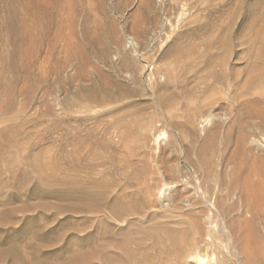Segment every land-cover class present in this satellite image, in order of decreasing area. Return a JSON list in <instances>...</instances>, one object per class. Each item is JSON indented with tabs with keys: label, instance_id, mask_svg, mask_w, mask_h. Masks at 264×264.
<instances>
[{
	"label": "rangeland",
	"instance_id": "rangeland-1",
	"mask_svg": "<svg viewBox=\"0 0 264 264\" xmlns=\"http://www.w3.org/2000/svg\"><path fill=\"white\" fill-rule=\"evenodd\" d=\"M262 33L264 0H0V264L58 260L99 236L117 240L110 223L82 221L78 205L99 199L142 206L147 171L171 134L178 151L166 150L169 165L183 148L206 141L216 164L232 157L224 159V178L238 175L235 139L264 94V74L251 65ZM231 79L238 88L242 80L252 86L234 100L223 93ZM191 114L207 119L200 131L184 127ZM150 125L156 137L143 146L140 130ZM251 133L264 159V137ZM243 155L240 162L252 164ZM182 159L179 166L192 174ZM9 160L21 167L12 177ZM174 210H166L169 221L165 211L156 221L192 219Z\"/></svg>",
	"mask_w": 264,
	"mask_h": 264
},
{
	"label": "bare ground",
	"instance_id": "bare-ground-1",
	"mask_svg": "<svg viewBox=\"0 0 264 264\" xmlns=\"http://www.w3.org/2000/svg\"><path fill=\"white\" fill-rule=\"evenodd\" d=\"M263 53L264 33H262L260 42L255 48V53L251 63L252 66H259V69H261L260 71H262L260 72V75L261 73L262 75L264 74ZM170 59L173 61L172 58ZM171 61L169 62L172 63ZM251 72L252 71L248 73V75H250L246 78L247 81H249L248 79L251 78L250 76H253ZM255 78L254 79L257 81L259 77ZM234 80L236 81L237 79ZM255 80L250 81L253 82ZM258 80L260 82L261 79L259 78ZM232 81V79L230 81H225V89L223 92L229 95L231 98L236 97L235 95L238 94V91L243 90L242 93H244V88L250 83L249 82L247 84V81L242 80V82L240 81L241 83L239 84L240 86L238 88V85L236 84L237 81H234L235 83ZM257 83H253V85ZM250 84L252 86V83ZM258 84L254 86L258 87ZM260 85L262 86L261 83ZM261 86L259 88L260 90H262ZM252 88L249 90L253 91L254 89ZM262 88L264 89L263 86ZM252 91L249 93L251 94ZM262 92L263 91L260 92L262 94L260 98L259 95L261 94L257 93L259 94L258 100L256 97V100L259 101L258 103L260 105L255 101V104L250 103L252 105H256L257 103L259 106L257 105L258 108L255 106L254 108L256 109H253V107L250 105L252 110L247 115L248 121L246 122L245 127L241 128L240 132H238V136L235 139L234 152H236L238 155L234 157V161L236 163L234 161L233 163L235 164V172L238 171V175L234 174L232 178L225 175L227 178H230L229 180L224 178V173L226 170L223 169H225L224 167L226 166L223 167V165L224 163L229 164V162H226L224 159H232V157L230 156L228 158H221V156L218 158L219 163L216 164V161L214 162L213 159L207 157V153L209 152L207 148L209 146H206V141H203L201 145H198V148H196L194 145V147L191 146L186 149L183 148V150L181 149L183 151V156L181 155L180 157H177L176 154H173L178 158V161L175 162V158L174 162L176 164L169 165L166 161V150L169 153L178 151L176 150L178 142L175 136L171 134L167 145L165 144L167 147H162L161 149L162 155L159 156V158L154 161L151 166L149 165L150 167L148 166L150 168L148 171L146 170L148 177L146 178L148 181H150V185H146L150 186V191L147 197L150 199V197L152 198L153 196L158 202L157 205H155L154 200L152 202L153 198L151 199V202L153 203L152 204L151 202H148L149 199L145 200L146 197L143 200L144 204H141L142 206H138L136 204L134 205L133 203V205L126 204L125 206H120V204L118 206L119 203L115 204L117 200L114 201V205L112 204L110 206L103 205L102 202H99L101 201L99 199H97L99 201H91L90 198L89 202H85V200H83L81 202L82 204L78 205L79 209L76 210L79 211V213L76 212V214H80V216L82 215L80 217L82 221H88L92 225H96L98 228L110 223L112 227L116 229L115 235L117 238H115L117 240L108 241V243H106L103 242L102 238L99 236V238H96V241L92 243V246H87L85 248L72 246L71 249L58 260L27 262L26 264H187V262L190 260H195L197 264H264V241L260 243L262 240H264H261L262 235L260 234V229H262L264 232V159L262 158L263 155L261 156L259 154L261 153L260 149L262 147V143L260 144L259 138L256 137V139L258 138V143L256 139H254V136V138L250 137V135H252L251 132H258V134L264 137V94ZM242 93L240 92V94ZM250 94H248L247 97H249ZM243 95L245 94H242V96ZM255 95H251V99L255 98ZM247 106L249 105L247 104ZM191 116H193V114H191ZM197 118H194L193 116L191 119H188L184 127H189L190 125V127L192 126L193 128L201 129L207 119L201 120V116L200 119L199 117ZM170 126L172 127V124H170ZM155 127L150 125L149 127H144V129L141 128L142 131L140 130L141 133L139 135L144 137L143 142L141 141L142 138L140 137V141L142 142L140 143L143 146H146V141L150 136H152L155 140V134L158 130L157 127ZM174 129L177 131L179 130L176 127ZM197 131L200 130L197 129ZM182 132L184 131L182 130ZM177 133L176 135H178ZM199 133L200 132L197 133V136ZM181 140L185 139L182 138ZM181 140H179V142ZM240 154H246L247 159L249 158L252 160V164L249 163L252 165L251 168L247 161V164L240 162ZM214 155L217 156L216 153ZM244 157L246 159V156L243 155V158ZM181 158H183L182 160H184L186 164L189 165V167L191 166L193 168L194 172H192L193 170L191 169L192 174H189L185 171V168L183 169L182 166H179L181 163L179 162ZM18 164L17 161H10V163L7 164L8 169L5 170L11 174V177L13 175L12 172ZM248 165L249 168L247 169ZM17 169L18 168L15 170ZM29 169V171H31L30 167ZM34 172L36 173V170H34ZM244 173L245 175L242 176ZM31 174L34 175L32 171ZM35 175L37 176L38 174L36 173ZM254 176L255 180H253ZM166 177H169L171 181L163 183ZM28 178H30V174ZM35 178H39V176ZM165 181L168 180L166 179ZM166 190H169V192L171 190L172 193L167 195ZM122 191L124 193V190ZM115 195L118 194L115 193ZM135 196L130 197L135 199ZM122 197L124 198V196ZM125 197H127V195ZM131 200L132 199L129 201ZM229 201H231V204H229ZM70 206L66 208H70ZM144 206L147 209L150 208L149 210H153L154 213L151 212L152 215L148 217L146 215L147 213L143 211L142 207ZM74 208L75 207L71 208L72 210H70L72 211V214L75 213L73 212ZM172 209H176L181 213V215H177V217L179 216L182 219L184 216L186 217L187 213H191L192 219L190 220V218L186 217L185 222L183 219L180 221L177 218L179 222H173L174 219L172 220L171 218L173 224L169 226L167 224L169 220L167 218L168 215H166V210L168 211ZM163 211H165L164 214L166 215L164 217H166L168 220L166 223L167 225L160 224L156 221L159 219L158 216L156 217V214L163 213ZM169 214H171V212H169ZM246 215H248V217H246ZM161 217L163 219V216ZM80 231L81 235H83L82 233H84V231L79 230V232ZM112 239L114 238L112 237ZM15 264L18 263L15 261Z\"/></svg>",
	"mask_w": 264,
	"mask_h": 264
}]
</instances>
